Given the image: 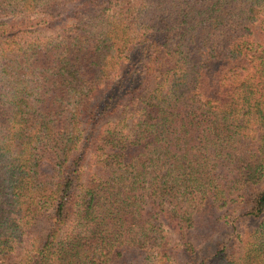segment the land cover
Segmentation results:
<instances>
[{"label": "trees", "instance_id": "obj_1", "mask_svg": "<svg viewBox=\"0 0 264 264\" xmlns=\"http://www.w3.org/2000/svg\"><path fill=\"white\" fill-rule=\"evenodd\" d=\"M263 178L264 0H0V264H197L198 218ZM263 227L199 264H264Z\"/></svg>", "mask_w": 264, "mask_h": 264}, {"label": "rangeland", "instance_id": "obj_2", "mask_svg": "<svg viewBox=\"0 0 264 264\" xmlns=\"http://www.w3.org/2000/svg\"><path fill=\"white\" fill-rule=\"evenodd\" d=\"M27 20L34 21L36 20V17L30 16ZM68 22L71 23V20ZM46 31L48 32V30ZM207 91L210 95H213L212 88H209ZM251 187L252 188H248L247 191H245L247 194L245 196V204L241 203V198H237V202L232 201L229 205L224 204L223 201L220 202L217 199H213L214 201L210 204L211 206L208 215H204V217H201L200 219L198 218L197 227L195 229L196 232L194 233L196 234V237L191 236L189 238L190 242L192 241L198 248H202V251H199L198 253L199 259H197V264H199V261L202 262L208 252L215 253L217 242L220 243L222 248L235 246V249L237 248V246L233 244L235 241L238 242L240 237L244 239L248 238L246 236L247 234L250 237L257 227L264 224V212L253 222H247L245 218H242L243 213L246 214L252 210L255 198L264 188V178L262 182ZM167 206L169 207V210L173 207V205L170 204ZM170 216L171 214L166 212L163 213L161 217L156 218L155 216L153 219L155 224L159 225V236L164 237L163 241H169L170 246H172L176 245L177 242H180V239L183 238L177 236V232L173 228L174 223L170 222ZM47 227L48 225L46 223L41 222L32 231L34 233L32 234L33 237L31 243L36 245L41 244L46 238ZM253 237L254 235H252L251 238ZM22 246L23 247H17L20 251L16 252L9 261L4 262V264H21L19 262L21 259H27V248L25 247V244ZM27 247L29 248L28 245ZM139 247L140 246L131 247V249L128 250L129 253L127 252V261L122 260L120 261V264H163V261L154 263V254L150 252V246L148 247L149 249L144 248L143 251ZM241 253L242 251L240 250L239 256Z\"/></svg>", "mask_w": 264, "mask_h": 264}]
</instances>
